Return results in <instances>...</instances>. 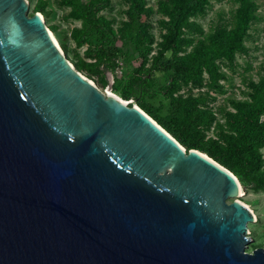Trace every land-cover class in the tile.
<instances>
[{
	"label": "water",
	"instance_id": "1",
	"mask_svg": "<svg viewBox=\"0 0 264 264\" xmlns=\"http://www.w3.org/2000/svg\"><path fill=\"white\" fill-rule=\"evenodd\" d=\"M0 0V264H264L240 181L82 74Z\"/></svg>",
	"mask_w": 264,
	"mask_h": 264
},
{
	"label": "rangeland",
	"instance_id": "2",
	"mask_svg": "<svg viewBox=\"0 0 264 264\" xmlns=\"http://www.w3.org/2000/svg\"><path fill=\"white\" fill-rule=\"evenodd\" d=\"M27 1L28 13L42 15L59 47L76 69L102 90L136 105L134 97L124 98L121 92L126 89L134 68L143 60L141 75L154 80L144 98L159 107L161 114L169 108L170 92L190 102L194 106L195 122L205 140L224 142L226 136L234 134L227 115L250 101L264 74V0H208L202 11L191 15L181 31V54H190L198 47L207 46L216 34L241 22L242 14L249 17L242 44L232 57H218L211 72L203 69L199 80L180 81L170 91V72L151 74L146 68L167 30L171 0H142L140 11L133 8L131 0H104L93 10L105 23L100 26L102 32L91 29L84 35L80 34L83 23L76 12L75 0ZM100 46L119 48L114 68L110 67L112 59H106L99 52ZM260 119L264 120V111ZM258 152L264 170V147ZM240 185L243 192L237 199L256 216L254 222L247 223L251 241L245 250L251 252L256 247H264V190L253 189L242 181Z\"/></svg>",
	"mask_w": 264,
	"mask_h": 264
},
{
	"label": "trees",
	"instance_id": "3",
	"mask_svg": "<svg viewBox=\"0 0 264 264\" xmlns=\"http://www.w3.org/2000/svg\"><path fill=\"white\" fill-rule=\"evenodd\" d=\"M104 0H75L76 12L82 18L81 35L88 34L91 29L102 32L103 19L95 16L94 8ZM208 0H171V9L166 32L162 36L159 48L146 68L149 73L156 71L170 72L169 91L180 81L199 80L203 69L212 71L214 61L218 57L230 58L242 44L246 33L248 15L242 14L241 22L232 29L216 34L207 46L198 47L190 54H181L182 28L188 23V18L202 11ZM133 8L140 11L142 0H131ZM99 52L112 59L110 67L117 65L119 48L99 47ZM144 61L134 68L133 75L122 91L124 98L134 97L137 105L151 116L160 126L170 133L186 149L194 148L206 153L222 166L230 170L234 176L249 187L264 190V170L258 152L264 147V120L260 119L264 111V74L256 85L249 102L242 103L237 110L227 115V122L233 135L218 140H205L204 135L195 122L194 106L170 93L169 108L161 114L160 108L148 102L144 96L149 87L154 84L150 76L141 75Z\"/></svg>",
	"mask_w": 264,
	"mask_h": 264
},
{
	"label": "bare ground",
	"instance_id": "4",
	"mask_svg": "<svg viewBox=\"0 0 264 264\" xmlns=\"http://www.w3.org/2000/svg\"><path fill=\"white\" fill-rule=\"evenodd\" d=\"M41 15V14H40ZM42 16V15H41ZM48 31H49V33H50V35L52 36V38H53V40L56 42V44H58L57 43V40H56V38H55V36L53 35V33L50 31V29H48ZM106 91V90H105ZM107 92V91H106ZM107 93H113V92H107ZM113 94H115V93H113ZM127 102V101H126ZM135 104V103H134ZM240 192H239V194L241 195L242 194V192H243V190H242V188H241V185H240ZM243 203V202H242Z\"/></svg>",
	"mask_w": 264,
	"mask_h": 264
}]
</instances>
